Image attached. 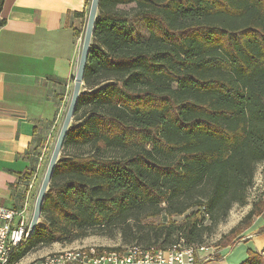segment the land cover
Here are the masks:
<instances>
[{"label": "trees", "instance_id": "trees-1", "mask_svg": "<svg viewBox=\"0 0 264 264\" xmlns=\"http://www.w3.org/2000/svg\"><path fill=\"white\" fill-rule=\"evenodd\" d=\"M261 162L264 0H99L39 221L10 263L114 229L145 248L203 245L233 205L247 204ZM263 210L253 200L215 246H233ZM239 264H264V248Z\"/></svg>", "mask_w": 264, "mask_h": 264}, {"label": "crops", "instance_id": "crops-1", "mask_svg": "<svg viewBox=\"0 0 264 264\" xmlns=\"http://www.w3.org/2000/svg\"><path fill=\"white\" fill-rule=\"evenodd\" d=\"M89 4L3 0L1 6L0 205L24 207L28 218L40 184L39 142L68 105ZM262 227L264 210L233 246L206 247L197 252L195 264L241 263L249 249L263 250Z\"/></svg>", "mask_w": 264, "mask_h": 264}, {"label": "rangeland", "instance_id": "rangeland-1", "mask_svg": "<svg viewBox=\"0 0 264 264\" xmlns=\"http://www.w3.org/2000/svg\"><path fill=\"white\" fill-rule=\"evenodd\" d=\"M135 32L145 39L147 37V30L145 26L139 22L133 26ZM67 104L70 100V94L68 96ZM68 106V105H67ZM66 106V107H67ZM63 111L62 115L60 116L57 124L52 127L48 132L46 133V136L43 137V139L39 142L40 144V151L42 154V159L39 162L40 163V175H39V183H41L43 174L45 172V169L47 167L53 146L55 144L63 117L64 112H66V108ZM40 184H38L39 186ZM39 189V188H38ZM38 192V191H37ZM37 195V194H36ZM263 198L264 199V162H261L257 164L255 175H254V184L252 187H250L247 191V204L244 206H239L237 204L233 205L231 210L229 211V214L227 218L218 224V226L214 229L213 233L207 234L204 236V242L203 245H196V247H207L209 250L213 247H216L215 244L220 242L221 237L228 234L229 230L234 227L238 221L248 212V210L251 208V203L253 200ZM174 220L177 222L180 221V217H173ZM167 220V217L164 214H161L154 218L155 222L165 221ZM129 244H123L120 234L117 232L116 229L113 231V236L110 237L108 235H89L85 238L78 239L73 241L69 244H63L55 242L49 246L40 247L35 251H32L25 255L18 263L15 264H29L36 258H39L40 256L60 251L63 249H69V248H76V247H83V246H95V247H117L120 246L122 249L128 246ZM132 245V244H131ZM142 247V246H141Z\"/></svg>", "mask_w": 264, "mask_h": 264}, {"label": "built area", "instance_id": "built-area-1", "mask_svg": "<svg viewBox=\"0 0 264 264\" xmlns=\"http://www.w3.org/2000/svg\"><path fill=\"white\" fill-rule=\"evenodd\" d=\"M42 159L39 155L38 161ZM33 180V179H32ZM30 218L22 209H12L0 205V264L3 253H7L8 245L13 242L17 232L28 231ZM205 247L186 245L183 240L173 244L172 248H135L116 250V254L79 253L78 256L64 258V261H48L45 264H195L196 255ZM12 257H10L11 260ZM8 264H11L8 261Z\"/></svg>", "mask_w": 264, "mask_h": 264}, {"label": "water", "instance_id": "water-1", "mask_svg": "<svg viewBox=\"0 0 264 264\" xmlns=\"http://www.w3.org/2000/svg\"><path fill=\"white\" fill-rule=\"evenodd\" d=\"M98 2L99 0H90L85 30H84L83 39H82V46L80 50L76 72H75L74 79H73V86H72L70 100H69L66 112L64 114L55 144L53 146L47 167L43 174L41 183L39 185L37 195L35 197L33 212H32V215L29 221V228H28L29 235L32 234L35 226L37 225L39 221L43 200H44L49 182L51 180L53 170L58 160L59 154L63 147L68 128L73 118L75 108L77 105V101L79 98L81 86L83 85V75H84L87 57L89 53L91 37L93 34Z\"/></svg>", "mask_w": 264, "mask_h": 264}, {"label": "bare ground", "instance_id": "bare-ground-1", "mask_svg": "<svg viewBox=\"0 0 264 264\" xmlns=\"http://www.w3.org/2000/svg\"><path fill=\"white\" fill-rule=\"evenodd\" d=\"M28 236H29L28 231L17 232V235L16 237H14L13 242H11V244L8 245L7 253H3V258H1V264H8V261H10V257H12L15 251L17 250V248L24 241H26ZM137 247H141V246L137 245ZM131 248H135V244L126 246L121 250H127ZM141 248H145V247H141ZM146 248H150V247H146ZM99 251H101V253L116 254V250H107V249L98 250L97 247L95 246H83V247L69 248L56 252L47 253L40 256L39 258H36L29 264H45L48 261H64V258L71 256H78L79 253H98Z\"/></svg>", "mask_w": 264, "mask_h": 264}]
</instances>
